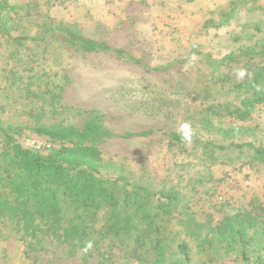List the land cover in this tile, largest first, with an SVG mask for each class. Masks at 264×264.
Masks as SVG:
<instances>
[{
  "label": "rangeland",
  "instance_id": "1",
  "mask_svg": "<svg viewBox=\"0 0 264 264\" xmlns=\"http://www.w3.org/2000/svg\"><path fill=\"white\" fill-rule=\"evenodd\" d=\"M230 1L70 0L51 11L54 18L77 24L86 37L125 49L140 64L73 46L43 49L37 45L18 51L0 40V152L12 142L29 148L30 142L46 140L32 130L35 120L78 124L94 112L101 113L105 125L121 135L185 131L184 114L194 103L192 90L201 78L194 64L197 51L220 58L237 46L263 48L228 64L235 78L249 77L264 64V29L246 33L235 26L205 29L204 22L217 20ZM248 4L264 10V0H248ZM263 10L244 12L240 19L258 20ZM214 122L264 128V101L250 122L226 115L215 117ZM100 149L111 163L110 172L143 176L153 187L180 183L181 203L190 206L192 224L202 223L203 236L235 215L257 217L256 225H248L246 244L237 238L228 250L219 235L211 246L198 236L188 239L190 264H260V254L264 260V163L216 165L211 181L196 184L203 167L191 147L186 145V151L170 147L164 134L114 138ZM193 183L197 187L191 191ZM107 213L102 207L88 219L86 247L73 248L53 237L43 248L35 244L28 252L24 245L28 237L0 239V264H170L177 259L170 239L165 251L156 249L152 235L119 242L106 231Z\"/></svg>",
  "mask_w": 264,
  "mask_h": 264
},
{
  "label": "trees",
  "instance_id": "2",
  "mask_svg": "<svg viewBox=\"0 0 264 264\" xmlns=\"http://www.w3.org/2000/svg\"><path fill=\"white\" fill-rule=\"evenodd\" d=\"M64 1L70 2L0 0V40L18 51L37 45L43 49L73 46L141 63L123 48L86 37L77 24L54 18L51 11ZM258 10L263 9L250 6L248 0H231L219 18L206 20L204 27L218 30L235 26L244 33L260 32L264 29V16L255 21L240 19L242 13ZM262 51L263 48L243 45L220 58L197 51L194 64L200 69L201 78L194 84V103L184 114L185 131L180 133L148 130L121 135L108 128L103 115L96 112L78 124L35 120L34 133L59 146L34 151L12 142L10 148L0 152V239L28 237L30 240L24 243L28 249H35V244L43 248L45 241L50 242L53 237L73 248L86 247L87 221L106 207V231L119 242L130 241L137 235H152L154 246L161 251L167 249L169 239L175 242L173 252L177 259L170 264H190L188 239L193 236L211 246L219 235L226 250L233 247L237 238L246 244L248 225H256L257 217L240 219L235 215L208 229L203 236L202 223L192 224L190 206L181 203L180 183L153 187L143 176L131 177L124 170L110 172L111 163L105 160L100 146L114 138L164 134L170 147L184 151L186 145L191 147V154L203 167L196 184L211 181L216 165L264 163V128L258 124L226 127L214 122L215 117L222 115L244 122L253 120L264 101V64L243 78H235L228 64L241 55L253 56ZM196 184L191 185V191ZM261 215L264 216V207ZM173 226L177 229L172 230ZM44 236L48 239L44 240ZM262 256L258 258L260 264H264Z\"/></svg>",
  "mask_w": 264,
  "mask_h": 264
},
{
  "label": "built area",
  "instance_id": "3",
  "mask_svg": "<svg viewBox=\"0 0 264 264\" xmlns=\"http://www.w3.org/2000/svg\"><path fill=\"white\" fill-rule=\"evenodd\" d=\"M54 147V144L52 142L46 141V140H35L33 142L29 143V148L34 151H43V150H51Z\"/></svg>",
  "mask_w": 264,
  "mask_h": 264
}]
</instances>
